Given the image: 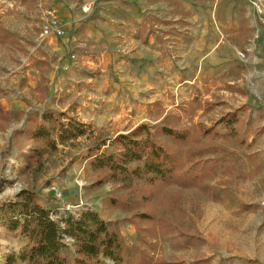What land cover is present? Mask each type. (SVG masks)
Here are the masks:
<instances>
[{"label": "rangeland", "instance_id": "obj_1", "mask_svg": "<svg viewBox=\"0 0 264 264\" xmlns=\"http://www.w3.org/2000/svg\"><path fill=\"white\" fill-rule=\"evenodd\" d=\"M36 1L0 0V102L10 116L0 119V203L28 189L57 220L96 212L124 236L131 259L141 246L153 264H264V0H159V22L143 35L138 23L125 33L110 25L103 40L89 45L80 34L61 56L38 37ZM87 4L93 12L96 1L79 4L85 17ZM11 89L16 94L6 97ZM227 113L245 120L237 139L228 136L234 122ZM74 118L84 135L62 141ZM140 124L185 169L213 162V178L178 191L177 201H144L148 176L162 161L154 151L128 164L124 177L90 163V153L120 154L114 138ZM42 125L57 147L49 144L35 174L23 159L48 144L30 134ZM164 127L183 129L185 143ZM109 198L133 207H113ZM180 232L194 242L176 247ZM28 241L0 222V264L11 256L24 264L19 252ZM99 264L116 262L102 256Z\"/></svg>", "mask_w": 264, "mask_h": 264}, {"label": "trees", "instance_id": "obj_2", "mask_svg": "<svg viewBox=\"0 0 264 264\" xmlns=\"http://www.w3.org/2000/svg\"><path fill=\"white\" fill-rule=\"evenodd\" d=\"M195 100L196 98L190 102L194 103ZM0 119L5 122L10 120L9 111L1 102ZM226 120L234 122V128L228 136L235 139L240 137L244 118L235 113H227ZM84 125L76 118L70 120L66 130L69 133L61 136V140L78 139L85 133L84 128H79ZM54 127H56L55 123ZM148 129L147 124H140L127 134L117 135L114 140L121 145L120 154L107 155L104 160L101 154L90 153V163L94 164L98 161L99 167H107L113 171L114 175L123 176L129 173L128 164L141 160L145 152L154 151L162 158V161L160 166L148 176L142 198L144 201L157 198H173V201H177L174 194L178 193V198L181 195L178 191L205 187L213 178L214 173L212 172L216 169L213 162L205 164L202 162L199 170L185 169L171 158L167 150L159 147ZM162 130L172 135L180 145L185 143L187 136L183 129L164 127ZM30 134L34 139L48 143L44 144L46 146L33 147L23 159L25 171L39 174L45 168V157L49 152V144L57 147L56 140L51 138L49 129L44 125L31 128ZM114 157H119L120 160H114ZM171 189L174 190L171 191ZM106 203L128 212L133 207V202L130 200L109 198ZM0 222L8 231L14 234H26L29 237V241L21 247L19 252V258L24 261V264H99L102 256L112 259L116 264L154 263L155 258L151 251L141 246L135 247L136 256L131 259V249L125 242L124 236L111 222L104 220L98 213L85 210L78 216L69 213L62 220H57L28 189L20 191L16 200L0 203ZM69 238L72 240L74 252L68 250ZM178 238L181 241V243L178 241L175 243L178 248L194 242V235L184 232L177 234L174 239ZM7 264H19L18 259L11 256ZM217 264H224V262L220 261Z\"/></svg>", "mask_w": 264, "mask_h": 264}, {"label": "crops", "instance_id": "obj_3", "mask_svg": "<svg viewBox=\"0 0 264 264\" xmlns=\"http://www.w3.org/2000/svg\"><path fill=\"white\" fill-rule=\"evenodd\" d=\"M46 1L57 6L64 20L68 22V33L64 37H48V41L53 43H50L48 47L56 46L54 49L58 50L60 56L73 50L69 44L71 42L74 45L73 41H77V36L80 34L87 35V43L90 42L89 45H93L107 36V30L111 26L117 25L124 29L125 26H132L133 22L138 23L143 35L149 31V27L155 26L156 22H159V0H94L96 1L95 9L87 17L83 14L79 4L93 0H83L82 2L75 0ZM188 14L186 13V15ZM105 15L107 16L105 17ZM122 32L125 33V29ZM46 50L50 56L51 49ZM11 94H16L14 89H11L6 97Z\"/></svg>", "mask_w": 264, "mask_h": 264}, {"label": "built area", "instance_id": "obj_4", "mask_svg": "<svg viewBox=\"0 0 264 264\" xmlns=\"http://www.w3.org/2000/svg\"><path fill=\"white\" fill-rule=\"evenodd\" d=\"M13 5V3H11ZM35 9L38 11L40 19V31L38 37L43 40L49 36L62 37L67 33V22L63 20L59 14V11L54 6H48L44 0H37ZM83 10L87 13L92 12V6L87 4L83 7ZM75 58V54L72 55Z\"/></svg>", "mask_w": 264, "mask_h": 264}]
</instances>
